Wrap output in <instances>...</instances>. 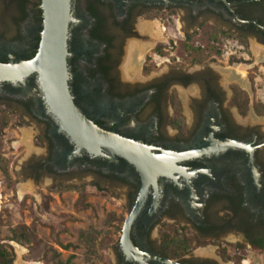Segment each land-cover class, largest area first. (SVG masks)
<instances>
[{
  "label": "flooded vegetation",
  "instance_id": "obj_1",
  "mask_svg": "<svg viewBox=\"0 0 264 264\" xmlns=\"http://www.w3.org/2000/svg\"><path fill=\"white\" fill-rule=\"evenodd\" d=\"M259 2L71 0L68 87L82 115L101 129L157 154L186 152L219 140L236 142L250 151L248 154L240 148H227L211 152L179 162L178 168L184 174L158 177L156 188L149 187L130 230V241L142 254L177 264H223L219 250L227 244L235 245L239 253L247 248L264 252V132L244 121L242 106L236 105L241 98L233 89L235 77H227L222 85L218 80L220 70L193 68L202 47L186 46L190 34L203 28L205 22L217 29L209 36L213 40L236 36L264 45V26L256 25L254 20L264 18L263 12L253 9ZM156 18L160 30L154 34L143 32L153 37L152 44H135L143 59L138 61L137 52H133L125 71L121 65L125 42H138L140 28ZM138 21L143 22L137 26ZM164 22L179 27L186 46L183 52L193 55L185 67L183 57H178L179 42L167 36ZM42 28L41 0H0V63L33 58ZM132 62L141 64L139 72L131 67ZM162 64L165 70L146 75V69ZM0 109L19 113L39 129L37 139L45 152L41 160L29 165L32 181L42 174L54 179L61 173L102 179L126 189L127 214L132 209L141 186L138 171L106 151L105 156H96L78 150L49 112L34 74L23 81H0ZM164 227L175 233L164 236ZM188 230L196 241L186 238ZM175 237H180L184 246L178 247ZM203 241L217 244L212 257L188 248ZM116 263L163 264L127 253L121 236Z\"/></svg>",
  "mask_w": 264,
  "mask_h": 264
},
{
  "label": "rangeland",
  "instance_id": "obj_2",
  "mask_svg": "<svg viewBox=\"0 0 264 264\" xmlns=\"http://www.w3.org/2000/svg\"><path fill=\"white\" fill-rule=\"evenodd\" d=\"M151 21L153 27L158 26L156 31L160 30L158 18ZM142 22L138 21L137 26ZM145 25L151 27L150 23ZM163 25L167 28V36L179 42L178 57H183L184 67L193 55L183 52V48L194 44L202 49L196 54L198 58L193 68L209 66L220 70L218 80L222 85L227 77H235L233 89L241 98L244 121L264 132V57L253 51V47L260 46L252 39L236 36H221L213 40L209 36L217 29L208 22L195 34H190V41L184 46L179 27L167 22ZM141 31L138 42H125L123 67L130 62L131 54L127 53L130 44H152L153 37ZM138 51H141L139 47ZM151 53L155 57L154 52ZM214 56L216 59H211ZM139 58L137 52L138 61ZM236 66L248 68L246 78L240 77L243 81L234 71ZM131 67L139 72L141 64L132 62ZM166 68L162 64L155 69H146L145 73L153 76ZM223 69L227 71L223 72ZM183 109L187 115L186 108ZM3 116L7 119V126L0 133V244L12 258L11 264H117V241L128 209L126 189L102 179L92 180L83 174L74 177L61 173L54 179L42 174L32 181L29 165L41 160L45 152L37 139L39 129L19 113L0 109V118ZM23 190L25 193L20 195ZM21 226L32 229L36 237L32 241H11L14 230ZM161 233L169 237L175 232L164 227ZM186 233L188 240L196 241L190 230ZM216 247L215 243L203 241L188 248L197 254L209 251L212 257ZM219 253L223 255V264H264V252L249 248L239 253L235 245L227 244L220 247Z\"/></svg>",
  "mask_w": 264,
  "mask_h": 264
},
{
  "label": "water",
  "instance_id": "obj_3",
  "mask_svg": "<svg viewBox=\"0 0 264 264\" xmlns=\"http://www.w3.org/2000/svg\"><path fill=\"white\" fill-rule=\"evenodd\" d=\"M43 28L36 55L29 60L0 63V81H23L37 74L49 112L56 118L60 129L75 142L78 150L85 149L92 155L105 156L103 151L129 162L138 171L141 180L139 194L132 209L128 212L121 233L124 250L139 257L154 259L163 264H177L158 256H149L139 252L130 241L131 227L140 213L150 186L156 188L157 178L184 174L178 163L197 158L211 152H220L227 148H240L248 152L247 147L231 141H209L198 148L180 153L162 151L154 153L150 149L112 132L98 127L76 107L68 87L67 38L71 17V0H41ZM264 48V45L255 41Z\"/></svg>",
  "mask_w": 264,
  "mask_h": 264
},
{
  "label": "trees",
  "instance_id": "obj_4",
  "mask_svg": "<svg viewBox=\"0 0 264 264\" xmlns=\"http://www.w3.org/2000/svg\"><path fill=\"white\" fill-rule=\"evenodd\" d=\"M254 5L255 6L253 9L255 11L259 12L260 14L262 12L264 13V0H260L259 3H256ZM254 20H256V25L261 26V27L264 26V18L263 17L255 18ZM253 26L254 25H252V27ZM34 75L37 77V74H34ZM236 105L241 106L240 102H237ZM6 126H7V119L3 116V118H0V133L3 131V129ZM98 159H102V158L100 157ZM0 169H1V167H0ZM3 173L6 174L5 169H3ZM111 179H112V177H111ZM98 188L100 189V187H98ZM35 237H36L35 232L32 229L27 228L25 226H21V227L17 228L16 230H14L13 236L10 240L15 241V242L32 241ZM179 241L180 240H178V242ZM178 242L176 244L178 247L184 246L183 242H181V241L179 243ZM3 247L4 246L0 244V264H11L12 258L9 256L8 252Z\"/></svg>",
  "mask_w": 264,
  "mask_h": 264
},
{
  "label": "bare ground",
  "instance_id": "obj_5",
  "mask_svg": "<svg viewBox=\"0 0 264 264\" xmlns=\"http://www.w3.org/2000/svg\"><path fill=\"white\" fill-rule=\"evenodd\" d=\"M151 25V27L149 26V25H145L143 28H141L142 29V32H147V33H149V32H154V31H156L157 30V28H158V26H157V28L156 27H153L154 26V24H150ZM132 46H129L128 48H127V53H128V55L129 54H132L133 52H135V51H137L138 52V56L141 58V59H143L142 58V56H143V53H142V51H138V46L136 45L135 46V44L133 45V44H131ZM253 51L255 52V53H257L258 55H263V57H264V50L263 49H261L260 47H253ZM139 58V61L141 60ZM260 58V57H259ZM262 58V57H261ZM129 64V62L127 63V64H125V66H124V70L126 71V65H128ZM234 71L237 73V75L239 76V77H241L242 79L243 78H246V75H247V68L246 67H243V66H236L235 68H234ZM131 72V71H130ZM135 72V71H134ZM137 73V72H136ZM135 73V74H136ZM134 74V75H135ZM25 193V190H23V191H21L20 192V195H23ZM0 204H1V195H0ZM202 254H204V255H209L210 254V252L209 251H203V252H201ZM26 264H37V263H26Z\"/></svg>",
  "mask_w": 264,
  "mask_h": 264
}]
</instances>
